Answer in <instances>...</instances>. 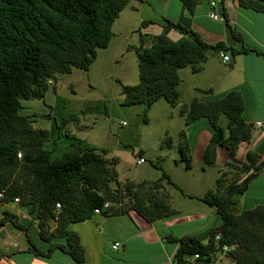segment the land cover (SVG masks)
I'll return each instance as SVG.
<instances>
[{
  "label": "trees",
  "instance_id": "16d2710c",
  "mask_svg": "<svg viewBox=\"0 0 264 264\" xmlns=\"http://www.w3.org/2000/svg\"><path fill=\"white\" fill-rule=\"evenodd\" d=\"M130 1L0 0V191L5 192L1 201L10 203L17 198L18 205L26 207L31 218L23 225L14 215L4 212L0 226L9 221L31 243L29 230L36 222L40 240L60 241L55 240L45 252L31 249L37 255L48 257L57 249L76 264H84L79 238L69 226L90 220L95 215L94 209H101L105 203L109 204L105 215L109 212L127 215L134 211L148 223L176 213L169 196L157 193L163 188L158 181L119 183L114 169L117 159L108 162L95 148L84 146L77 152L52 157L44 149L49 141L48 132L33 129L28 118L19 113L22 101L44 99L56 74H69L72 68L88 70L97 50L109 45L113 36L111 27ZM235 1L241 10L264 14V0ZM179 2L192 17L199 0ZM218 9L231 39L242 43L240 32L230 25L224 0H219ZM147 24L151 22L144 21L142 26ZM171 30L180 34L178 41L167 38ZM132 49L138 59L139 81L133 86H121L124 105L144 104L146 109L160 98L176 107L180 101L179 70L190 68L196 74L209 56L219 52L231 56L254 53L264 59L263 51L243 45L235 49L223 42L206 44L186 22L166 19L162 34L149 47H144L141 40ZM202 93L209 94L211 90ZM179 110L185 126L200 119L207 121L210 138L202 152L203 170L216 165L219 147L234 157L239 144L251 139L252 126L241 116L244 101L240 91L230 90L206 101L194 98ZM222 117L226 120L225 127L219 124ZM177 150L184 170H190L192 156L187 142H181ZM260 156L256 150H250L241 165L226 162L218 170L214 190L197 199L215 209L221 224L209 230L206 245L193 237L167 236L165 240L178 244L173 264H215L218 254L235 264H264V205L235 212L238 198L264 166V161L259 162ZM15 172L21 174L18 179H13ZM161 180L184 195L165 172ZM56 204L60 206L58 210ZM51 222L55 223L52 231ZM222 246L234 248L223 252ZM194 255L197 259L188 262Z\"/></svg>",
  "mask_w": 264,
  "mask_h": 264
},
{
  "label": "crops",
  "instance_id": "0c3cea01",
  "mask_svg": "<svg viewBox=\"0 0 264 264\" xmlns=\"http://www.w3.org/2000/svg\"><path fill=\"white\" fill-rule=\"evenodd\" d=\"M148 2L156 6L158 13L154 8L150 9ZM211 2L214 3L213 7L210 6ZM218 4L219 0L217 3L213 0H199L194 15L190 17L179 0H131L120 15L129 11L127 12L129 18L138 15L140 20L139 12L146 6L149 8V16L143 22L150 21L153 24L162 18L171 22L182 21L186 22L206 44L215 45L223 42L235 49L243 45L246 48L264 52V14L241 10L237 7L235 0H224L230 25L236 27L243 40L242 43H238L231 39L224 21H215L209 17L210 13L221 17ZM242 11L243 13L240 14ZM137 24L130 27L128 33L134 35V32L139 29ZM151 24L144 25L146 26L145 30ZM170 32H168V36H172ZM145 35L151 39L155 34ZM135 41L139 42L136 37ZM225 54L230 58L229 62L225 64L221 62L218 55H213L209 56L200 72L194 74L190 68H186L182 77L179 74L181 82L182 78L186 81L189 76L196 75L198 78L190 77L193 83L190 86L189 99L183 101L179 98L180 101L174 108L179 109L194 98L206 101L210 96L220 97L230 90H238L245 103L243 111L245 122L251 126L255 122L264 123V59L254 53L235 56H231L229 53ZM220 70L224 72H220ZM207 90H211V93H202ZM249 99L252 101L248 105L247 100ZM209 138L208 125L202 127L194 136L190 134L182 138L181 141H186L189 145L192 156L191 169L184 170L185 174L180 175L182 183H179L172 173L165 172L172 183L183 191L184 195L168 185L166 180L160 181L162 172L156 168L154 173L141 174L129 179L136 185L142 182L152 184V182L158 181V185H162L163 188H160L157 193L169 196V203L176 212L175 215L155 223H148L134 211H129L127 215H113L109 212L106 215L103 213L94 215L90 220L69 226L70 230L76 233L79 238L84 264H173V256L178 244L165 240L167 236L175 239L193 237L201 244H207L209 230L219 227L221 224L215 209L197 199L203 197L208 191L214 190L218 177V174L217 177L210 174L209 169H213V167L205 170L201 168L202 152ZM250 150L259 152L261 154L259 162L264 161V129L252 128L251 139L239 144L234 157L219 147L214 167L219 170L226 162L241 165L245 161L246 153ZM139 156L143 158V155ZM170 164L175 168L179 167L176 160H171ZM190 177L191 180H189ZM147 186L149 185L145 187ZM188 195L196 198H190ZM0 203L2 204L0 220L3 218V213L8 212L20 222V211L10 204L14 202L4 203L0 200ZM261 205H264V166L250 182L246 192L238 198L236 209L239 212ZM33 235H30V243L22 231L16 229L9 221L4 222L0 226V264H76L67 254L57 249H53L48 257L34 253L31 249L37 248L40 252H45L53 242L42 241L38 236ZM22 236L25 239V244L22 243ZM115 243H119L120 247L113 250L112 246Z\"/></svg>",
  "mask_w": 264,
  "mask_h": 264
},
{
  "label": "rangeland",
  "instance_id": "374dc122",
  "mask_svg": "<svg viewBox=\"0 0 264 264\" xmlns=\"http://www.w3.org/2000/svg\"><path fill=\"white\" fill-rule=\"evenodd\" d=\"M213 1L217 3L218 0ZM148 3L150 9L154 8L158 13L156 6ZM148 10L149 8L144 6L139 12L140 20L138 15L129 18V11L119 14L111 27L113 36L109 45L105 49L97 50L96 58L87 71L72 68L69 74H56L50 80V88L44 99L22 101L19 113L28 118L33 129L48 132L49 141L44 144V149L50 152L52 157L60 156L64 152H77L88 146L97 149V153L108 162L117 159L114 169L121 184L141 174L154 173L155 168L159 172L172 173L177 181L182 183L180 175L185 172L183 164L179 161V144L185 135L194 136L207 125V121L200 119L190 126H185L180 110L168 105L163 98L147 109L144 104L124 105V95L121 91L122 85L133 86L139 81L138 59L132 47H138L141 40L145 42L144 47H149L154 38L162 34L161 28L165 18L149 25L146 30V26H141L143 20L149 16ZM242 13L243 11L240 14ZM136 24L139 29L136 28L138 30L134 35L128 33L130 27ZM148 33L155 35L149 39L145 35ZM170 33L172 36L167 34V38L172 42L181 37L177 31L172 30ZM135 37L139 42L136 43ZM185 69L179 71L181 77ZM190 77L198 78L196 75L189 76L186 81L182 78L178 86L179 96L183 101H187L191 94L190 86L193 80ZM251 101L247 100L248 105ZM241 116L244 119L245 113L242 112ZM219 124L225 127L224 117L220 118ZM139 155H143L144 159L141 164L137 163ZM171 160H176L179 167L175 168L170 164ZM209 170L210 174L217 177L216 167ZM20 176L21 174L15 172L13 179ZM230 178L231 175H228L227 180ZM10 204L20 211L21 224L25 225L31 220L26 207ZM1 208L0 203V210ZM235 212H238L236 208ZM54 226L55 223L51 222L50 231ZM36 230V222H33L29 234L38 236ZM55 240L52 239L50 243ZM22 243L25 244L23 236ZM216 260L215 264H235L230 258L220 254L216 255Z\"/></svg>",
  "mask_w": 264,
  "mask_h": 264
},
{
  "label": "built area",
  "instance_id": "2783aa9c",
  "mask_svg": "<svg viewBox=\"0 0 264 264\" xmlns=\"http://www.w3.org/2000/svg\"><path fill=\"white\" fill-rule=\"evenodd\" d=\"M210 6L213 7L214 6V3L211 2L210 3ZM209 17L212 19V20H215V21H223L221 17H218L215 13H210L209 14ZM218 56L219 58L221 59V62L222 63H227L229 62V57L227 55H225L224 53L222 52H219L218 53ZM252 128H258V129H264V123H260V122H255L253 123V126ZM19 157V155H18ZM144 162V159L143 158H140L137 160V163L138 164H141ZM5 196V192L4 191H0V200H2ZM14 203H16L18 205V202L19 200L17 198H15L13 200ZM55 208L56 210H58L60 208L59 204H56L55 205ZM109 208V204L108 203H105L104 206L101 208V209H94V214L97 215V214H101L103 213L105 210H107ZM215 240L217 241L218 240V237L215 238ZM120 247L119 243H115L113 246H112V249L113 250H116ZM234 247H227V246H222V251L223 252H228L229 250H232ZM195 259H197V255H194L190 258L187 259L188 262H193Z\"/></svg>",
  "mask_w": 264,
  "mask_h": 264
}]
</instances>
